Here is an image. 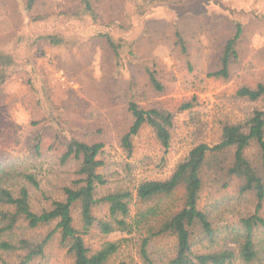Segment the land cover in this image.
Here are the masks:
<instances>
[{"label":"rangeland","instance_id":"1","mask_svg":"<svg viewBox=\"0 0 264 264\" xmlns=\"http://www.w3.org/2000/svg\"><path fill=\"white\" fill-rule=\"evenodd\" d=\"M90 1L95 18L79 17L80 0H40L30 12L22 5L25 0H0V54H9L18 63L0 86V166L21 172L33 165L41 166L40 191L31 194L33 206L44 204L43 193L59 199L61 186L74 177V164L57 166L56 151L47 149L61 126L79 137L86 136L88 142L104 143L102 172L110 179L107 188H114L167 177L194 142L216 143L221 122L238 120L250 109L261 106L235 100L232 93L240 85L264 82V0H149L151 5L144 13L136 12L129 0ZM111 22L114 24L110 26ZM236 23L242 26L243 36L230 80L208 77L216 70L222 44ZM174 29L181 32L185 41L184 55L174 45ZM100 33L122 38L131 47L130 70L137 82L133 92L139 95L146 92L141 103L157 105L175 114V129L166 153L148 128L134 138L130 159L117 145L115 136L127 123V79L113 66L104 40L97 38ZM54 34L65 41L56 46L48 44L44 38ZM145 62L154 64L158 79L167 86L164 94L153 93L146 87L142 70ZM31 83L43 88L42 95L47 99L44 108ZM192 96L197 102L192 112L179 113L176 109L180 103ZM36 133L42 140L40 158L30 153L31 138ZM236 191L233 181L220 192L205 187L202 196L201 206L218 205L214 209V222L220 231L216 238L218 246L231 244L239 219L254 210L252 202L246 205L243 200L232 199ZM181 193L182 190L177 191L163 209H175ZM138 208L140 204L133 203L132 214ZM103 212L104 208L96 210L95 215L102 217ZM262 215L264 218V209ZM74 218L78 219L76 213ZM24 231L26 237L34 240L45 234V229ZM115 238L92 230L85 242L97 249ZM255 241L262 250L254 264H264L261 230ZM56 244L54 240L45 256L31 264H70V258ZM169 244L166 241L155 245L154 252L161 263ZM3 255L7 262L15 259ZM235 264L240 262L237 260Z\"/></svg>","mask_w":264,"mask_h":264},{"label":"trees","instance_id":"2","mask_svg":"<svg viewBox=\"0 0 264 264\" xmlns=\"http://www.w3.org/2000/svg\"><path fill=\"white\" fill-rule=\"evenodd\" d=\"M39 1L25 0L22 5L30 12ZM129 1L139 13H144L151 5L149 0ZM80 2L82 12L79 17L95 18L91 1ZM113 24L111 22L110 26ZM241 28L236 23L230 37L224 40L216 70L208 77L226 82L230 80L240 55ZM97 38L104 40L113 66L124 80L127 79V123L115 136L117 145L130 159L134 152V138L148 128L166 153L175 129V114L157 105L142 104L146 92L142 95L133 92L137 82L130 70L131 47L125 40L114 38L109 33H100ZM44 39L55 46L65 41L56 34ZM173 40L180 54H186L185 41L177 29H174ZM149 65L146 62L142 64L146 87L153 93L164 94L167 86L158 79L154 64ZM16 67L18 63L13 56L0 54V86ZM33 83L31 89L40 94L38 102L44 108L47 99L42 95L43 88L40 85L34 87ZM232 98L261 103V106L250 109L238 120L221 122L216 143L194 142L165 178L107 188L111 183L109 176L102 172L105 167L101 159L104 143L88 142L86 136L79 137L68 131L66 126H61L54 133L47 148L56 151L54 162L57 166L74 164V177L67 185L61 186L59 199L43 193L44 204L32 205V192L40 191L41 166L33 165L24 172L0 166V262L31 264L43 258L56 240L57 247L70 258V264H235L237 260L240 264H254L260 259L262 250L260 244H256V233L261 230L264 235V82L254 86L240 85L232 93ZM196 104V97L192 96L182 101L176 110L179 113L192 112ZM30 143V153L40 158L43 153L41 135L36 133ZM50 171L54 173L53 168ZM233 181L237 191L232 199L243 200L246 205L252 202L254 210L239 219L231 244L218 246L216 238L220 231L214 222V209L218 205L201 206L202 196L205 187L220 192ZM105 188L106 191L101 193ZM179 190H182L179 205L173 210H164V203ZM133 203L140 204L134 214ZM102 208V217H97L95 211ZM41 229H45V234L40 239L25 236L24 230L34 232ZM92 230L103 236L115 235L116 238L93 249L85 242V237ZM166 241L170 244L161 263L154 248ZM128 248L132 252H126ZM3 254L8 258L12 255L15 259L7 262L3 260Z\"/></svg>","mask_w":264,"mask_h":264}]
</instances>
